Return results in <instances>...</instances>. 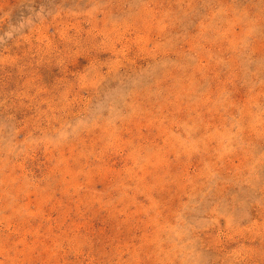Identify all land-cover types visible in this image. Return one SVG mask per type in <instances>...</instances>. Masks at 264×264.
Here are the masks:
<instances>
[{
    "label": "rangeland",
    "instance_id": "obj_1",
    "mask_svg": "<svg viewBox=\"0 0 264 264\" xmlns=\"http://www.w3.org/2000/svg\"><path fill=\"white\" fill-rule=\"evenodd\" d=\"M0 264H264V0H0Z\"/></svg>",
    "mask_w": 264,
    "mask_h": 264
}]
</instances>
